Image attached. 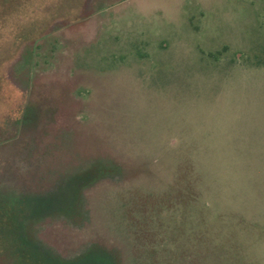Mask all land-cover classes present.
Segmentation results:
<instances>
[{
  "label": "rangeland",
  "instance_id": "1",
  "mask_svg": "<svg viewBox=\"0 0 264 264\" xmlns=\"http://www.w3.org/2000/svg\"><path fill=\"white\" fill-rule=\"evenodd\" d=\"M23 4L0 21V205L35 254L264 264V0Z\"/></svg>",
  "mask_w": 264,
  "mask_h": 264
},
{
  "label": "trees",
  "instance_id": "2",
  "mask_svg": "<svg viewBox=\"0 0 264 264\" xmlns=\"http://www.w3.org/2000/svg\"><path fill=\"white\" fill-rule=\"evenodd\" d=\"M24 1L31 2L33 0H0V21L5 20L7 15H11L13 12H16L18 8L24 5ZM40 36L41 32H39L38 27L33 26L28 32L20 33L16 38V41L19 43L18 45H22L25 42L36 43L40 39ZM25 202L27 205H33L38 213H40L42 210L44 211L51 208L53 205V201L51 199H28ZM12 209H5L4 206L0 205V251L2 250L0 254H6V248L9 247L8 245H10L15 249V251L14 249H11V251H13L12 256L15 260V263H18L20 258L22 261H26V264H62L51 259V257L48 255L47 259H41L35 254V252L32 250L35 248L33 247L32 243L27 240V238L18 235L19 233L16 231V229L11 227L13 221ZM106 257L108 258L107 255ZM108 261L110 262L106 263L104 259L102 260L96 257L95 261H85L84 264H116V259L113 257H109Z\"/></svg>",
  "mask_w": 264,
  "mask_h": 264
}]
</instances>
